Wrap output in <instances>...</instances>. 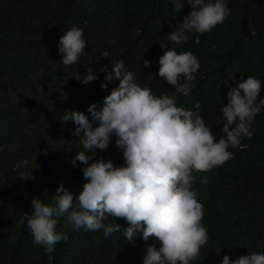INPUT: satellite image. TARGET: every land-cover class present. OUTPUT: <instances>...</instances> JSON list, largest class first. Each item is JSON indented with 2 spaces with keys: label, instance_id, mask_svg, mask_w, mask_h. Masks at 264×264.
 I'll use <instances>...</instances> for the list:
<instances>
[{
  "label": "trees",
  "instance_id": "1",
  "mask_svg": "<svg viewBox=\"0 0 264 264\" xmlns=\"http://www.w3.org/2000/svg\"><path fill=\"white\" fill-rule=\"evenodd\" d=\"M177 2L0 0V264H141L146 245L140 234L130 242L122 230L105 238L102 230L69 226L67 241L48 252L33 245L21 222L22 213L32 211L34 197L50 203L61 184L75 196L86 182L80 162L70 163L83 146L72 135L73 123L62 120L63 112L87 115V106H99L114 85L99 87L103 72L87 85L71 74L83 75L88 67L107 70L123 59L140 86L174 96L177 106L202 119L217 139L222 135L219 104L227 103L229 87L254 76L264 89V0H228L231 14L223 24L179 44L166 40L190 10L186 3L178 9ZM72 26L84 29L87 45L78 62L66 66L59 62L57 44ZM161 48L191 51L197 58L200 67L188 97L157 75ZM141 58L151 67L142 68ZM251 131L254 135L241 141L246 147L229 148L231 159L194 174L209 240L190 264H220L224 255L236 259L252 251L264 254V111ZM114 139L107 149H96L94 159L123 165ZM110 219L127 226L123 218ZM62 226L60 218L57 227ZM148 246L159 248L152 240Z\"/></svg>",
  "mask_w": 264,
  "mask_h": 264
},
{
  "label": "clouds",
  "instance_id": "2",
  "mask_svg": "<svg viewBox=\"0 0 264 264\" xmlns=\"http://www.w3.org/2000/svg\"><path fill=\"white\" fill-rule=\"evenodd\" d=\"M185 3L190 10L166 36L177 44L187 42L190 34L212 31L231 14L228 0H178L176 7L181 9ZM86 45L82 27L68 28L57 44L59 62L66 66L77 63ZM161 49L157 75L176 94L188 97L200 67L197 58L191 51ZM141 65L150 68L151 61L142 60ZM99 72H103L102 90L114 85L102 103L89 104L87 115L65 110L62 116L63 121L73 123L72 135L83 146L70 163L75 167L80 162L86 182L75 196L61 184L50 203L34 197L32 211L23 212L21 222L33 245L46 247L48 252L54 244L67 241L65 229L69 226L73 231L102 230L105 238L122 230L124 239L131 242L140 234L145 242L141 264H190L209 240L202 223L204 207L193 188L194 174L231 159L230 147H246L242 138L254 135L252 122L264 111V96H259L264 90L262 81L247 76L229 87L227 103L219 104L222 135L217 139L202 119L178 107L174 96L157 95L140 86L123 59L107 70L105 66L88 67L85 74L76 71L71 76L87 85L98 79ZM113 137L122 154L121 166H114L110 159H94L95 150L107 149ZM200 180L207 183L206 176ZM60 218L63 226L58 228ZM110 218H123L127 226ZM150 240L159 248L148 246ZM220 264H264V254L252 251L236 259L224 255Z\"/></svg>",
  "mask_w": 264,
  "mask_h": 264
},
{
  "label": "bare ground",
  "instance_id": "3",
  "mask_svg": "<svg viewBox=\"0 0 264 264\" xmlns=\"http://www.w3.org/2000/svg\"><path fill=\"white\" fill-rule=\"evenodd\" d=\"M159 54H160V53H159ZM161 55H162V53H161ZM161 55H160V56H161ZM158 56H159V55H158Z\"/></svg>",
  "mask_w": 264,
  "mask_h": 264
}]
</instances>
